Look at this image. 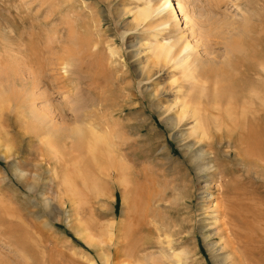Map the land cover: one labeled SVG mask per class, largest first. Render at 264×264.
I'll use <instances>...</instances> for the list:
<instances>
[{
	"label": "rangeland",
	"instance_id": "rangeland-1",
	"mask_svg": "<svg viewBox=\"0 0 264 264\" xmlns=\"http://www.w3.org/2000/svg\"><path fill=\"white\" fill-rule=\"evenodd\" d=\"M173 1L0 0V264H264V0Z\"/></svg>",
	"mask_w": 264,
	"mask_h": 264
},
{
	"label": "bare ground",
	"instance_id": "bare-ground-1",
	"mask_svg": "<svg viewBox=\"0 0 264 264\" xmlns=\"http://www.w3.org/2000/svg\"><path fill=\"white\" fill-rule=\"evenodd\" d=\"M140 11V12H139ZM138 11V13H139V15H142V17H146L147 15H148V13L150 12V10L149 9H147V8H144V9H142V10H139ZM155 13H157V14H162L163 16L164 15H166V17H168V18H173V19H177L178 21L179 20H181V17H180V14H178V12H177V9H176V4L174 3V1L173 0H164V2H163V4L158 8V11L157 12H155ZM137 14V13H136ZM161 17V16H160ZM186 23V22H185ZM165 25V24H164ZM170 27V26H169ZM194 31V30H193ZM156 38V41H154V46L156 47V48H160V49H157V51L159 50V52H158V56H160L161 58H163V60L165 61V60H167V58L169 57V55H170V53H171V47H169L167 44H162V43H160L159 42V40H158V38L157 37H155ZM218 40V39H217ZM160 43V44H159ZM206 47V46H205ZM152 48H153V46H152ZM195 48L196 47H194L190 42H188V41H186L185 42V44L182 46V48L180 49V51L177 53L178 54V56L180 55V54H187L191 49L193 50H195ZM214 51V50H213ZM173 52V51H172ZM190 54V53H189ZM173 55V54H172ZM172 55H170V57L172 56ZM188 56L189 55H186V59H184L185 60V62H189V60L190 59H188ZM206 56V55H205ZM169 57V58H170ZM194 57V56H193ZM212 57V56H211ZM198 58V57H197ZM196 58V59H197ZM200 58V57H199ZM207 58V57H206ZM181 59H183V58H181ZM187 59H188V61H187ZM195 59V60H196ZM211 59V58H210ZM209 58H208V60H210ZM213 57H212V61H213ZM255 60V59H254ZM180 61V60H179ZM191 62H193V61H191ZM196 63V62H195ZM191 63H189L186 67H188L189 69H188V74L186 73V71H185V73L189 76V77H187V78H189L188 80H190L189 81V83L191 84H196L198 81H200V79L201 78H199V77H201L204 73L203 72H201V70H199L197 67V65L196 66H191L190 65ZM193 64V63H192ZM244 66H246L245 64H243ZM189 66H191L192 68H190ZM235 66V65H234ZM259 66V65H258ZM186 67H185V70H186ZM237 67V66H236ZM243 67V66H242ZM235 68V67H234ZM237 69V68H236ZM244 72V71H243ZM185 74V76H187ZM217 74V73H216ZM222 74V79L223 80H225L226 78H225V76H226V73L224 72V73H221ZM229 74V73H228ZM227 74V75H228ZM1 75V74H0ZM3 75V74H2ZM225 78V79H224ZM172 80V79H171ZM179 81V80H178ZM202 81V80H201ZM200 81V82H201ZM187 83H188V81H186ZM199 82V83H200ZM227 82V81H226ZM188 83V84H189ZM202 83V82H201ZM218 84V83H217ZM219 84H222V83H219ZM229 84V83H228ZM172 85V84H171ZM181 87L183 86V84H179ZM227 85V84H226ZM217 86V85H216ZM204 87V86H203ZM218 87H220V86H218ZM215 90H216V88L215 87H213ZM178 89L179 90H181V88L180 87H178ZM203 90V89H202ZM210 90V89H209ZM212 92V91H211ZM179 93H182L181 91L179 92ZM215 93H217L218 94V91L217 92H215ZM220 94V93H219ZM2 95V94H1ZM181 95V94H180ZM200 96H202V95H200ZM218 96V95H217ZM220 96V95H219ZM181 97H182V95H181ZM201 98V97H200ZM209 98V97H208ZM208 100V102H209V99H207ZM221 100V99H220ZM183 101L184 100H182V99H178L177 98V103H181V105H179V106H181V107H178V108H180V114H182V115H185V114H188V115H192V117L194 118L193 120H195V122H193L194 124H193V127L192 128H194V129H199V128H201L202 126H201V123H200V120H199V114L197 113V110H196V108L194 109V108H192L193 106H191L190 105V107H191V109H189V110H187V108H189V107H187L186 108V102L184 103L185 105H183ZM202 101L203 102H205L203 99H202ZM176 102V101H175ZM189 102V101H188ZM215 102V101H214ZM190 104V103H189ZM203 105H204V103H203ZM186 116V117H189V116ZM193 130V129H192ZM196 130H194V131H196ZM199 131V130H198ZM99 139V138H98ZM94 142V141H93ZM94 147V146H93ZM112 153V152H111ZM109 154V153H108ZM216 205H217V203H216ZM147 218V217H146ZM149 219V218H148ZM159 225V224H158ZM229 230L231 231V233L233 234L234 233V231L233 230H231L230 228H229ZM128 232V231H127ZM89 239L90 240H92V238L91 237H89ZM89 241V240H88ZM120 241V240H119ZM229 247H231V256H230V262L231 263H233V264H249V263H247V260H244V258H243V254H240V252H239V248H241L239 245H238V241H235L234 239H230L229 240ZM103 257V256H102ZM135 257V256H134ZM103 259L105 260L106 258L105 257H103Z\"/></svg>",
	"mask_w": 264,
	"mask_h": 264
}]
</instances>
